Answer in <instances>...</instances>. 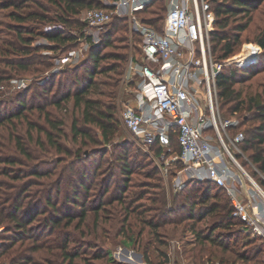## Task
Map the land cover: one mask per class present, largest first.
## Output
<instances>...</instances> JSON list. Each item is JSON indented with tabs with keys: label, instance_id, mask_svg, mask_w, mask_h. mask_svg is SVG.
Returning a JSON list of instances; mask_svg holds the SVG:
<instances>
[{
	"label": "trees",
	"instance_id": "16d2710c",
	"mask_svg": "<svg viewBox=\"0 0 264 264\" xmlns=\"http://www.w3.org/2000/svg\"><path fill=\"white\" fill-rule=\"evenodd\" d=\"M208 1L216 19L210 32L215 60L234 55L243 42H253L261 47L257 62L247 67L224 66L216 77V85L221 117L225 118V113L231 116L241 110L247 112L246 116H238L239 128L245 122H251L248 129L242 131L241 149L264 176V77L251 80L264 72V22L256 21L264 0ZM50 6L54 13L50 12ZM88 8L108 6L103 0H0V83L16 75H35L50 68L48 57L40 53L46 47L33 45L35 36L41 35L52 42L54 45L50 48L54 50L72 47L76 37L69 30L82 29L84 23L79 16ZM165 11V0H153L139 11V15L143 22L160 30ZM45 22H56L63 28L40 30L39 26ZM108 24L101 32L99 42L88 49L80 64L67 67L48 81L35 84V87L31 84L25 89V94L33 89L34 100L29 103L19 100L18 97L23 96L21 93L14 98L0 99L8 104L17 102L13 111L0 114V226H3L0 261L8 264H94L105 255L109 257V253H103L86 238L89 231L85 222L88 213L93 212L98 220L99 213H108L107 206L115 202L122 239L129 242L134 237V241H138L146 227L164 246L161 254L165 258L167 238L163 240L157 231L171 223L182 224L181 231L194 237L193 247L182 252L185 259L189 258L187 264H205L213 257L218 264H263L260 244L242 221L231 216L232 205L222 187L210 181H188L174 192L178 199L175 205L167 208L164 198L159 197L163 192L149 191L150 182L137 183L131 178L134 170L125 154L115 157L122 182L115 184L114 188H118L113 198L105 199V196L110 191L114 169L106 166L99 172L98 162L89 172L85 167L79 168L76 182L69 181L70 185L76 183L78 187L72 188L70 195L65 193L63 201L74 203L82 190L84 199L79 211L59 214L57 201L64 177L58 174L50 178L61 159H51L47 167H42L45 163L42 159L29 165L34 159L25 142L32 141L43 150L48 146L51 150L68 153L59 140L63 135L64 119L54 115L47 106L60 112L67 111L66 104L70 100V131L75 140L81 137L85 142L88 130L85 126L97 128L103 144L109 143L119 132L120 123L112 101L127 60L129 37L124 17L114 15ZM51 92L52 97H49ZM40 119L43 124L39 123ZM22 126H25L24 133H19ZM90 139L93 144H99L97 139ZM171 145L173 150H179L175 136L171 137ZM180 167L177 164V168ZM151 168L144 176L150 178L154 174L161 182L157 166ZM31 176L47 178L33 193L28 191L29 187L37 182L31 181ZM259 178L264 186V179ZM153 187L163 188L157 184ZM90 198L94 203L86 206L84 201ZM42 213L44 215H40ZM74 221L72 229H68ZM134 225L140 229L133 236ZM75 231L81 237H76ZM242 234L246 237L240 240ZM92 247L95 249L88 252Z\"/></svg>",
	"mask_w": 264,
	"mask_h": 264
},
{
	"label": "built area",
	"instance_id": "2783aa9c",
	"mask_svg": "<svg viewBox=\"0 0 264 264\" xmlns=\"http://www.w3.org/2000/svg\"><path fill=\"white\" fill-rule=\"evenodd\" d=\"M103 1L108 8L81 12L84 25L77 34L80 46L56 57V62L59 65L79 59L99 42L112 16L124 17L129 41L137 49L127 56L120 80L128 97L121 101L122 123L155 161L161 176L170 179L174 192L192 180L222 187L232 205L231 216L242 221L260 244L264 264V187L248 173L237 154L259 177L264 176L241 149L242 130L231 133L240 119L235 114L221 117L216 85L224 66L251 65L261 47L249 42L234 55L215 60L210 32L216 19L208 0H165L160 30L143 22L139 15L153 0ZM172 136L177 139L178 151L172 149ZM176 243L178 240L170 241L169 264L174 263L171 258Z\"/></svg>",
	"mask_w": 264,
	"mask_h": 264
},
{
	"label": "rangeland",
	"instance_id": "374dc122",
	"mask_svg": "<svg viewBox=\"0 0 264 264\" xmlns=\"http://www.w3.org/2000/svg\"><path fill=\"white\" fill-rule=\"evenodd\" d=\"M103 4L105 2L103 1ZM50 12L54 13V8L50 6ZM260 13L257 14L256 17H258L261 20L256 19L257 23L264 22V2L261 6ZM52 15V14H51ZM81 17V13L79 18ZM81 19V18H80ZM82 21V20H81ZM109 24L106 26L108 27ZM63 28L62 25L57 24L56 22H45L42 25L39 26L40 30L43 31H52L57 28ZM106 28V27H105ZM81 30V29H80ZM79 29L71 28L69 31L76 37L74 40V44L72 47L65 49L59 48L57 50L51 49L50 47L54 44L47 40L45 37L41 35L35 36L33 40V45L46 47L42 48L40 50V53L44 56H47L51 67L44 70L41 73L35 74V75H29V74H20L11 77L9 80L4 81L0 83V99H6L9 97H16V95L20 94L23 96H19V100L24 99L27 103L34 100V91L33 89L28 92V94H25V89L29 87L31 84L34 85H40L46 81H48L55 73L60 72L67 67H73L77 65L78 63L82 61L87 55L88 49L84 52V54L77 60H72L65 64H59L56 62V57L65 54L72 48H76L80 46V39L78 38V33H80ZM137 39V38H136ZM135 39V40H136ZM134 42V41H133ZM249 42H243L239 48V51L242 49L244 44ZM253 43V42H252ZM136 45L131 43L129 41L128 46V55L130 53L136 52ZM238 51V52H239ZM261 53V52H260ZM256 57V60L253 62H257L260 59L261 54ZM232 66V65H231ZM236 66V65H235ZM124 70V68H123ZM122 76V75H121ZM264 72H260L255 77H253L251 80H255L258 78H263ZM121 80V79H120ZM36 84V85H35ZM56 85V84H55ZM238 85V84H236ZM54 89V88H53ZM36 91V88H35ZM125 89L122 88L121 82H119L115 99L112 101L115 104V112L116 117L119 120L120 126H119V132L114 136V138L106 144H103L101 141V135L100 131L95 128L94 126H85L88 129L87 134L85 135V142L81 141V137H78L77 140H75L71 134L70 131V123H71V109H72V101H68L66 104L67 111L60 112L59 110H56L53 106L48 105V109L58 117L62 116L64 119V124L62 126L63 135H61L59 138L60 143L62 144V147L64 149L68 150V153L65 152H57L54 150H51L50 147L45 146V150L37 147L32 141L31 142H25V144L28 146V150L30 151L31 155H33V159L29 162V165H32L39 160H44L45 163H42V167H47L48 164L50 165L51 159L60 160L58 164L56 165L55 171L52 174L50 179H53L58 174H63L64 179L62 180L61 184V193L60 197L57 201V205H59V214H65V213H76L80 209L81 201L84 199V192L81 190L79 194L78 200H73L74 203H71V201H63L64 194L72 192V188L78 187L75 183V186H73V183L76 182L78 179L79 174L77 171H79V168L85 167L86 172H89L91 168L94 166V164H97L100 162V166L98 168V171H104V168L108 166V168L111 167V170L114 169V174L112 176V180L110 183V191L108 194H106L105 199L113 198L114 194L116 193V189L114 188L115 184L120 185L122 182V174L119 173V167H117V163H115V157H118V154H125L127 155L128 162L132 166L134 172L131 175V178L135 180L136 182H150L151 186L149 187V191H154L156 193L160 194L163 192V195H160L159 197H163L165 200V206L167 208H171L175 205V202L178 201V199H175V193L172 189L170 179H165L161 176V182L158 181L156 175L152 174L150 178H147L144 176V173L146 171L150 172L151 167L153 165H156L155 161L148 155V153L141 148V146L138 144L137 140L135 139L134 135H132L128 129L124 126L122 123L121 117H120V107H121V101L124 100L125 97ZM52 97V92L49 94ZM128 98V97H127ZM38 99H35L37 101ZM16 101H13L8 104L6 100H3L0 102V114L4 113L6 111H13L16 108ZM8 104V105H7ZM247 112L245 110H241L236 114V116H246ZM78 114H75V116ZM225 118L232 117L229 114L225 113ZM36 119V115L34 116ZM40 124H43L42 119L39 120ZM251 125V122H245L243 124L242 128H237L238 130L248 129V127ZM84 127V126H83ZM25 126H22L19 133H24ZM234 130H231V133H233ZM97 139L99 141V144H93L90 140ZM234 151V149H232ZM96 151H100L97 154ZM106 152V153H105ZM126 152V153H125ZM235 152V151H234ZM100 153V154H99ZM236 153V152H235ZM101 154H103L101 156ZM237 154V153H236ZM245 154V153H244ZM238 155V160L244 168L248 171V173L252 174L256 180L261 183V180L256 172H254V169L244 160L242 156ZM246 156V154H245ZM23 160L25 158H22ZM25 162L27 160L25 159ZM72 163V169L70 168V164ZM2 166V165H1ZM69 167V168H68ZM109 170V169H108ZM144 171V172H143ZM48 178V179H49ZM31 181H36L37 184H32L29 187V192H34L40 187V183L46 182L47 178H41V177H29ZM69 179V180H67ZM73 182L71 185L69 184V181ZM137 182V183H138ZM160 185L163 188H155L153 186ZM264 187V186H263ZM114 188V189H113ZM40 194V193H39ZM38 194H36L37 198L40 197ZM55 196V194H54ZM69 198V197H68ZM35 199L33 198L32 201ZM142 201V200H141ZM84 203L86 206L94 203L92 202L91 198L88 200H85ZM108 213L103 214L100 212V217L98 220L95 219V215L93 212L88 213L85 225L87 230L89 231L87 239L90 240L91 243H93L97 249L101 250L103 253H109V257L105 255L103 259H97L94 261V264H169L168 256L165 258L161 251L164 249V246L159 243L157 240H155V234L150 232L146 227H144V231L142 232L141 236L139 237L138 241H134V237L131 241L127 242L124 239H122L119 229L121 227V221L120 216L116 212L117 206H115V202L113 205L107 206ZM142 208V207H141ZM140 208V209H141ZM49 211V209H47ZM46 211V212H47ZM40 215H44L43 213ZM42 217V216H40ZM75 221L70 225L68 229H72ZM84 228V231L86 230ZM3 226H0V234L2 232ZM140 229V226H133L131 235H136L138 230ZM182 224H168L166 226L159 227L157 233L164 238H167L166 243V253H170V241L171 240H178V243H176V249L175 253L172 252L173 257L171 258L174 260V263L171 264H178L180 261H185L186 264L188 263V259L184 258V254L182 253L184 249H190L194 245V237L192 234L188 232H182ZM76 237L80 236V233L78 231H75ZM81 237V236H80ZM85 237V236H84ZM245 235H240V240L245 239ZM177 245L180 246V248L177 249ZM92 250H89L88 252H92L94 247L91 248ZM145 250L147 251V256H145ZM210 263H217L215 258L213 257L211 260H209ZM190 263V261H189ZM191 264V263H190Z\"/></svg>",
	"mask_w": 264,
	"mask_h": 264
}]
</instances>
